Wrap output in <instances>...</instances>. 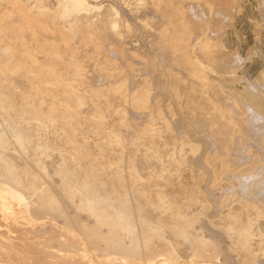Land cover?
Instances as JSON below:
<instances>
[{
	"label": "bare ground",
	"instance_id": "1",
	"mask_svg": "<svg viewBox=\"0 0 264 264\" xmlns=\"http://www.w3.org/2000/svg\"><path fill=\"white\" fill-rule=\"evenodd\" d=\"M46 1L0 0V264H264V0Z\"/></svg>",
	"mask_w": 264,
	"mask_h": 264
},
{
	"label": "rangeland",
	"instance_id": "2",
	"mask_svg": "<svg viewBox=\"0 0 264 264\" xmlns=\"http://www.w3.org/2000/svg\"><path fill=\"white\" fill-rule=\"evenodd\" d=\"M46 3H47V8H55V6H56L54 0H47ZM87 68H88L87 70H88L89 74L91 75V73H92V67L91 66H88Z\"/></svg>",
	"mask_w": 264,
	"mask_h": 264
}]
</instances>
